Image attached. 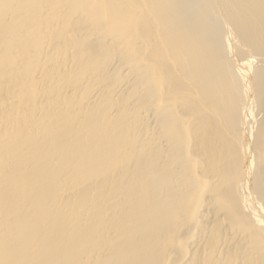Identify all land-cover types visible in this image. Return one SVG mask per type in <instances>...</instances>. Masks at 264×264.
I'll list each match as a JSON object with an SVG mask.
<instances>
[{
	"label": "bare ground",
	"instance_id": "bare-ground-1",
	"mask_svg": "<svg viewBox=\"0 0 264 264\" xmlns=\"http://www.w3.org/2000/svg\"><path fill=\"white\" fill-rule=\"evenodd\" d=\"M0 264H264V0H0Z\"/></svg>",
	"mask_w": 264,
	"mask_h": 264
}]
</instances>
